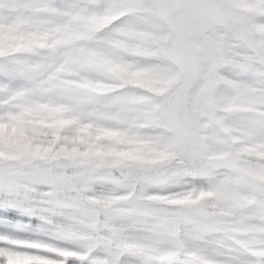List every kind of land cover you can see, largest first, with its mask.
I'll list each match as a JSON object with an SVG mask.
<instances>
[{
	"label": "snow or ice",
	"instance_id": "1",
	"mask_svg": "<svg viewBox=\"0 0 264 264\" xmlns=\"http://www.w3.org/2000/svg\"><path fill=\"white\" fill-rule=\"evenodd\" d=\"M0 264H264V0H0Z\"/></svg>",
	"mask_w": 264,
	"mask_h": 264
}]
</instances>
